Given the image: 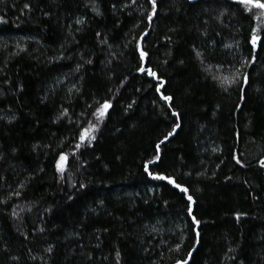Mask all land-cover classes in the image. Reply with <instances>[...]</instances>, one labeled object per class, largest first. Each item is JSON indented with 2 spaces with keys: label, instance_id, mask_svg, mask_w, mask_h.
<instances>
[{
  "label": "trees",
  "instance_id": "16d2710c",
  "mask_svg": "<svg viewBox=\"0 0 264 264\" xmlns=\"http://www.w3.org/2000/svg\"><path fill=\"white\" fill-rule=\"evenodd\" d=\"M159 10L149 24L147 0H0V264H176L194 249L189 264H264L259 43L248 64L251 29L264 38V16L233 0H159ZM224 10L222 22L213 19ZM138 43L159 80L138 71ZM244 73L250 86L238 81L228 91L213 79ZM104 99L112 107L97 121ZM63 109L67 116L57 119ZM173 111L182 126L151 170L189 188L198 229L185 195L143 169L174 126ZM90 121L95 139L77 150ZM61 153L63 179L55 167ZM237 213L246 215L238 221Z\"/></svg>",
  "mask_w": 264,
  "mask_h": 264
},
{
  "label": "snow or ice",
  "instance_id": "6c2138e0",
  "mask_svg": "<svg viewBox=\"0 0 264 264\" xmlns=\"http://www.w3.org/2000/svg\"><path fill=\"white\" fill-rule=\"evenodd\" d=\"M177 2V0H173V3L175 4ZM185 2L189 5V6H195V4L198 2V0H185ZM233 2L235 4L241 5L244 7L245 11L247 12H251L253 9H258L261 13L262 16H264V0H233ZM132 3L135 4L136 0H132ZM147 3L150 5V11L146 13L147 15V20L149 21V24H151L152 22H154V20L159 19L160 16V10H159V0H147ZM113 9H116V4L112 5ZM124 8L129 7L128 4H125L123 6ZM24 9L30 10V5L29 4H24ZM93 10L96 12L97 15H100L101 13L99 12L98 9H96L95 7H93ZM176 11H180V8L177 7ZM47 15V13H46ZM226 15V10L224 11H220L219 15L214 16L213 19L217 20V22H222V18ZM255 19H260V16L254 17ZM0 22H3L2 20H0ZM84 20L83 19H77L75 21V24L80 25L83 24ZM208 21L205 20L204 24H207ZM69 27H71V25H69ZM170 32H175L176 29H169ZM202 35H206V33H201ZM217 35H219L220 33H216ZM97 37H101V33L97 32L96 33ZM148 35L147 32H145L143 35L140 36V42H143V40L145 39V37ZM166 39L171 42V36L166 37ZM106 43V41H103ZM251 52H252V56L251 59L248 61V64H254L256 62V50L258 47V43L261 47H264V38H262L260 35H258V29L257 28H252L251 29ZM226 47H230L228 45H226ZM137 50L139 52V59H140V64L138 65V71L140 73H146L148 76L159 80V77L157 75L156 72H154L151 68H147L145 67V64L147 62V57H148V53L143 50L141 43L137 44ZM193 51L195 52V55L197 57V59H200L203 56V52L197 50V46L193 45ZM86 63L91 64L92 61L88 60L86 61ZM180 63H183V61H180ZM80 70V66H77L76 71ZM214 80H219L220 86L223 88L224 91H228V88L232 85V84H236L238 81L242 82L243 85L245 86H250V74L249 73H244L241 75H233L231 78L225 77L223 79L219 78V77H213ZM225 81H227V86H225ZM163 81H160V84L163 85ZM156 91L159 93L161 91L160 87L156 88ZM246 91V87L245 88H241L240 92V99L244 100L245 96H244V92ZM161 99L163 101H165L166 103H168V106L171 108L173 107L172 101H173V97L170 95H163L161 94ZM97 104H99V107L96 108V111L92 114L97 121H102L103 118L108 114L109 109L112 107V103L111 101L104 99L103 103H100L99 101H96ZM133 103H135V101H133ZM89 107L91 108L92 105H89ZM132 104L128 105V108H131ZM67 109H63L60 113V116L57 117V119H60L63 116H67ZM172 115L174 117H176V121L174 122V126L172 127L171 131H169L167 133V135L164 136L163 140H160L159 143L156 144L155 149V158L146 161L143 164V169L144 172L147 174V176L151 179V180H155V181H166V183L168 185H171L173 188L179 190V192L183 193L186 197V199L188 200V205H187V212L188 215L191 217L192 220V224L196 226V229L199 228V225L201 223L200 220H198L196 218V216L193 214V204L195 203V201L193 200V197L189 194V188L183 186L181 183H179L175 177L173 176H169L167 174H162L159 172H153L151 170V166L155 165L158 163V161L160 160V151H161V145L164 144L166 141L169 140V138L173 137L174 135L177 134V130L181 128V123L180 121V114L176 111L172 112ZM97 131V124L93 123V122H89L88 127L84 128L83 131H81L80 136H79V141L78 143L75 145L76 149L79 150L82 146L85 145V143H88L90 145L91 140L95 139V136L93 135V133H95ZM15 151V150H13ZM75 154V153H73ZM68 157L66 154L61 153L59 155V159L56 162V170L57 172L61 175V179L64 178V173L66 171V161H67ZM5 157L0 154V162L4 161ZM236 163L240 164V160L236 159ZM243 166V165H241ZM260 166L262 168H264V160L260 161ZM0 179H3V177H0ZM86 185L84 184H80L81 188H84ZM21 187H23V184H21ZM16 196H19L20 193L19 191L15 192ZM69 199H72L71 196L68 197ZM0 203H6V201H0ZM16 207H19L18 205ZM16 207H14L12 209V217L13 219L18 218V213L16 211ZM242 215H246L245 213H237L236 214V219L239 221V219L241 218ZM195 230V229H194ZM39 231H43V229H39ZM104 231H107V229H104ZM21 235H24L22 232L20 233ZM25 239H27V236L24 237ZM196 242L197 245L199 244V238H200V232L198 230H196ZM99 237L97 236V240L99 241ZM95 247L99 248L100 247V243H97L95 245ZM180 244L176 245V251L180 250ZM195 250V249H194ZM193 250V251H194ZM193 251H189L187 253V258H180L176 260V264H189V261L193 258ZM230 252L235 251L234 249H229ZM45 252L47 253H52L53 252V246L49 245V247H47L45 249ZM116 256L119 257L120 256V252L117 250L116 252ZM33 259H35V257H32ZM13 260L17 259V257H12ZM88 259L91 260L92 257L89 255ZM104 259H107V257H104ZM233 260L236 259L235 256L232 257ZM116 264H120L119 260L116 261ZM241 264H243V262L241 261Z\"/></svg>",
  "mask_w": 264,
  "mask_h": 264
}]
</instances>
